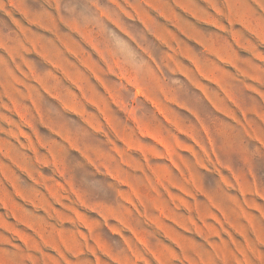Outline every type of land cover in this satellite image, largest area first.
I'll return each mask as SVG.
<instances>
[{
  "label": "rangeland",
  "instance_id": "1",
  "mask_svg": "<svg viewBox=\"0 0 264 264\" xmlns=\"http://www.w3.org/2000/svg\"><path fill=\"white\" fill-rule=\"evenodd\" d=\"M0 264H264V0H0Z\"/></svg>",
  "mask_w": 264,
  "mask_h": 264
}]
</instances>
